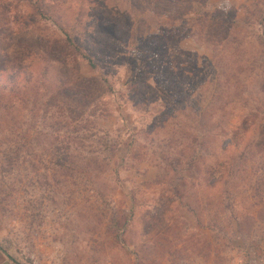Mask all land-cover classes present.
Instances as JSON below:
<instances>
[{
  "label": "rangeland",
  "instance_id": "1",
  "mask_svg": "<svg viewBox=\"0 0 264 264\" xmlns=\"http://www.w3.org/2000/svg\"><path fill=\"white\" fill-rule=\"evenodd\" d=\"M219 8L236 13L233 25L236 37L218 50L199 46L192 33L181 32L177 37V48L181 51L174 66L180 67L182 61L187 65L195 62L206 77L202 79L205 84L203 81L199 84L201 80L187 73L189 80L177 86L185 93L194 92V84L205 88L202 100L207 105L212 102L209 91L214 90L215 84L210 75L214 54L217 61L220 58L216 65L219 72L239 59L237 64H243L244 73L248 70L250 75L242 83L245 92L233 91L232 95L238 94L243 104L247 103L249 109L257 107L259 112L256 115L252 113L255 110L241 111L237 124L253 115L257 123L247 138L250 142H261L264 140V93L260 91L264 84V28L261 27L264 0H209L201 11ZM198 9L200 6L195 11ZM61 10L64 14V8ZM62 21L58 22L64 26ZM59 32L64 34L50 21L41 20L27 41L35 43L37 35L43 34L61 36ZM69 35L74 37L72 32ZM163 53L164 50L158 51L154 58L162 61ZM33 62L35 79L43 78L45 63L37 59ZM148 63L147 56L132 49L116 55L110 67L98 61L96 70L81 58L77 66L64 62L46 66L51 72L46 84H58L59 79L66 77L94 83L98 79L108 81L102 98L95 102V108L108 113L106 120L98 121L102 133L95 140L88 139L86 144H68L81 151H91L95 150L96 141L102 139L116 149L114 158L107 155L112 158L110 167L115 177L110 174L108 182L100 187L105 192L102 201L96 200L89 181L75 171L73 177L64 178V160L63 166H59L61 159L51 158L49 148L59 149V157L63 158L67 145L61 138L55 141L50 137L49 115L37 119L35 127L25 109L13 113L11 116L15 118L0 122V264H264V164L259 156L253 167L256 184L241 183L240 198L232 212L227 199L219 205L221 200L217 202L212 191L201 190L204 192L198 195L191 192L192 197L178 201L174 211L163 214L164 217L162 211L158 213L167 198L156 187L163 177L161 158L167 149L162 136L151 143L140 131L152 123L150 114L163 111L165 84L158 86L152 82L155 75L149 71ZM133 86L141 90L137 97L148 101L138 102L131 91ZM224 92L225 98H229V91ZM133 100L137 103H132ZM191 103L192 100H187L183 105ZM188 112L187 117L193 118V113ZM176 120V124L183 123L186 118L178 115ZM186 129H190L189 123ZM60 132L65 134V130ZM17 148L20 149L14 160L17 165H9L15 158L11 152ZM208 148L205 145L200 151V166L210 162L212 150ZM189 181L191 184L193 179ZM190 188L194 189L191 185ZM232 214L240 219L241 232Z\"/></svg>",
  "mask_w": 264,
  "mask_h": 264
},
{
  "label": "trees",
  "instance_id": "2",
  "mask_svg": "<svg viewBox=\"0 0 264 264\" xmlns=\"http://www.w3.org/2000/svg\"><path fill=\"white\" fill-rule=\"evenodd\" d=\"M208 1L0 0V122L15 118L11 116L13 113L25 109L35 122L32 127H35L37 119H46L49 115L50 137L55 141L61 138L63 144L67 145L63 149L64 159L59 157V149L49 148L51 158L61 159L59 166H63L64 160V178L73 177L75 171L92 185L96 200L102 201L105 192L100 187L108 182L110 174L115 177L110 167L112 158L108 157L111 154L114 158L116 149L102 139L96 141L95 150L91 151H81L68 144H86L88 139L95 140L98 133H102L98 121L106 120L108 113L97 106L95 108V102L102 98L104 85L108 81L98 79L94 83L87 79L66 77L59 79L58 84H46L47 75L51 73L46 66L61 62L77 66L81 58L96 70L98 61L110 67L116 55L133 49L148 57L147 67L155 75L152 82L158 86L165 84L162 86L165 92L161 106L163 111L150 114L152 123L140 131L151 143L162 136L167 149L161 158L163 177L156 183L157 189L167 198L158 213H171L178 201L192 197L191 192L198 195L207 190L212 191L217 202L221 200L219 205H223L224 199H227V207L232 212L240 198L241 183L256 184L255 158L261 157L264 164V140L250 142L247 138L249 130L255 128L256 119H252L253 115L246 116L237 124L241 111L255 110L252 113L257 115L259 109L253 106L249 109L238 94L232 95L233 91L240 94L245 92L242 83L249 77V71L244 73L245 67L237 64V59L219 72L216 65L220 58L217 61L214 54L210 75L215 84L214 90L209 91L212 102L203 105L205 93L202 92L205 88L194 84V92L185 93L177 84L189 80L187 73L195 75L197 81L201 80L199 84L202 81L205 84V79H202L206 74L201 75L202 71L195 62L187 65L189 63L182 61L180 67L174 66L176 56L181 51L177 48V37L181 32L192 33L199 46H212L218 50L220 45L227 46L236 37L233 32L236 13L227 8L202 12ZM61 8H64V14ZM41 20L50 21L64 34L59 32L61 36L49 37L37 35V41L30 43L27 37ZM62 20L64 26L58 22ZM261 23L264 28V18ZM69 32L74 33V37ZM82 50L86 54L80 53ZM161 50H164L162 61L154 58ZM183 55H187V52ZM166 57L168 59L164 60ZM36 59L45 63L46 71L41 79H35L33 61ZM139 90L138 86L131 87L135 97L139 95ZM224 90L229 91V98H225L227 93ZM260 91L264 93V84H261ZM187 100L193 103L183 105ZM137 101L144 103L148 100L138 98ZM137 101L133 100L132 103ZM187 110L193 113V118L187 117ZM178 115L186 120L176 124ZM188 123L190 129H186ZM62 130H65V134L60 132ZM205 145H209L208 149L212 151L209 164L203 167L200 166V151ZM19 153L18 148L11 152L15 158L9 161V165H17L14 160ZM7 154L6 157L9 156ZM52 177H55L54 173ZM188 179H193V182L190 184ZM190 185L194 189L191 190ZM232 216L238 221L237 228L241 232L240 219Z\"/></svg>",
  "mask_w": 264,
  "mask_h": 264
}]
</instances>
